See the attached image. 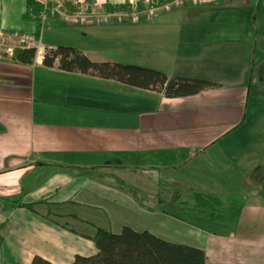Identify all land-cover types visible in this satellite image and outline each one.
Here are the masks:
<instances>
[{"label": "crops", "instance_id": "obj_1", "mask_svg": "<svg viewBox=\"0 0 264 264\" xmlns=\"http://www.w3.org/2000/svg\"><path fill=\"white\" fill-rule=\"evenodd\" d=\"M87 1L112 12L143 2ZM257 3L185 0L131 24L138 43L141 33L169 40L172 51L160 52L168 76L219 84L192 95L166 97L57 61L48 67L42 54L0 58V264L35 255L68 264L97 251L90 237L99 227L165 239V224L181 228L182 216L201 210L240 218L213 234L199 228L193 246L205 264H264V90L250 65L264 60ZM30 11L26 0H0V30L37 34ZM155 184L161 193L140 195Z\"/></svg>", "mask_w": 264, "mask_h": 264}, {"label": "trees", "instance_id": "obj_2", "mask_svg": "<svg viewBox=\"0 0 264 264\" xmlns=\"http://www.w3.org/2000/svg\"><path fill=\"white\" fill-rule=\"evenodd\" d=\"M34 13L38 5L28 3ZM114 8V7H112ZM107 8L109 11L114 9ZM127 8L125 5L120 9ZM39 26L37 35L39 34ZM35 48H18L12 56L19 62H31L35 58ZM58 62L65 71L90 73L105 79H114L141 89L162 91L166 97L196 94L214 88L217 83L204 78L182 75L168 76L163 71L131 63L114 61H93L81 50L68 45L46 46L43 48L42 63L48 67ZM30 207L31 204H27ZM90 239L97 251L91 255H75L68 264H205V252L194 246L169 242L147 231H137L123 226L117 233L97 228ZM30 264H54L35 255Z\"/></svg>", "mask_w": 264, "mask_h": 264}, {"label": "rangeland", "instance_id": "obj_3", "mask_svg": "<svg viewBox=\"0 0 264 264\" xmlns=\"http://www.w3.org/2000/svg\"><path fill=\"white\" fill-rule=\"evenodd\" d=\"M257 4L258 5L254 7V11L256 10V13L261 12L259 14L261 15L264 11V0H258ZM115 12L116 13L112 14V17L110 16V18H99V20L94 18L89 20L86 24H82L80 22L68 23L64 20H61V18L58 20L57 18H54L52 15H50L41 25L40 32L42 43L44 45H75L85 49L86 55L93 61H114L137 64L163 71L169 75V70L166 67L165 62H163V60L166 58L160 54V52H164L166 50L172 51L168 48V46H166L169 45V40L162 39L159 44L156 39L145 38V36L149 33H141L140 36L143 37L144 40L141 43L136 42V37H138L139 34L136 33L131 27V24H134L135 22L131 19H128L129 16L127 15L126 10L120 9L119 11ZM115 15L119 17H113ZM84 26L87 28H82ZM88 28L89 31H86ZM83 31L86 32V36L83 34ZM258 34L260 35V33ZM254 57L256 60L258 56ZM250 65L252 68L251 80L256 73V77L260 83V88L264 90V60L260 62L259 60L251 61ZM262 95L264 96V94ZM159 187L164 188L165 186L164 184H155L154 188H149L152 191L147 189V187H141V191H139V193L140 195H149L152 193L155 196V193L160 192L157 191ZM232 199L233 198L231 197H226L225 201L230 203ZM191 204V202H182V205ZM202 212L204 211L201 210L200 212L197 211L195 214L189 213L184 215V217L182 216L181 228H175L173 221H171V225L165 224V227L168 229L167 231H164V235L167 237L165 240L169 242L177 241L175 243L193 246L196 243L195 241H202L203 232L200 230L206 231L205 229L210 227L212 231L211 233L213 234L215 233V226H235L240 220V218L236 216L228 217L227 213H224V215L221 217L215 216L213 214L202 215ZM133 219L134 218L128 217V223H131ZM140 219L144 218L140 215ZM113 222H115V219ZM188 223H192L193 225H188ZM193 226L195 228H193ZM199 228L201 229L199 230Z\"/></svg>", "mask_w": 264, "mask_h": 264}, {"label": "built area", "instance_id": "obj_4", "mask_svg": "<svg viewBox=\"0 0 264 264\" xmlns=\"http://www.w3.org/2000/svg\"><path fill=\"white\" fill-rule=\"evenodd\" d=\"M28 3L38 5V13L30 11V15L38 18L41 31V25L50 16V14L58 16L68 23L86 24L89 20L97 18L105 19L115 11H109L102 8L97 2H89L87 0H26ZM185 0H143V2H130L127 4L128 19L134 22L141 18L151 19L155 13L167 11L174 7L181 6ZM112 17V16H111ZM119 17V16H113ZM39 34L17 33L14 37H9L4 31L0 30V58L4 56L12 57L14 50L18 48H35L37 57L43 54V45L41 43V32Z\"/></svg>", "mask_w": 264, "mask_h": 264}]
</instances>
